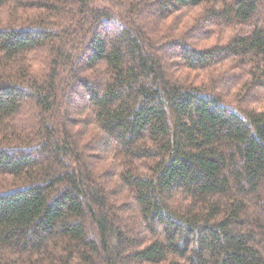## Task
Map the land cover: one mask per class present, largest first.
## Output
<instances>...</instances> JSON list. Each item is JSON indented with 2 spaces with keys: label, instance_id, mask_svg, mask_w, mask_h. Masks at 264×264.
Listing matches in <instances>:
<instances>
[{
  "label": "trees",
  "instance_id": "trees-1",
  "mask_svg": "<svg viewBox=\"0 0 264 264\" xmlns=\"http://www.w3.org/2000/svg\"><path fill=\"white\" fill-rule=\"evenodd\" d=\"M0 264H264V0H0Z\"/></svg>",
  "mask_w": 264,
  "mask_h": 264
},
{
  "label": "rangeland",
  "instance_id": "rangeland-1",
  "mask_svg": "<svg viewBox=\"0 0 264 264\" xmlns=\"http://www.w3.org/2000/svg\"><path fill=\"white\" fill-rule=\"evenodd\" d=\"M78 112V109L77 108H75V113H77Z\"/></svg>",
  "mask_w": 264,
  "mask_h": 264
}]
</instances>
